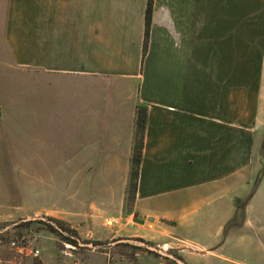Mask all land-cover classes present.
Here are the masks:
<instances>
[{"label": "crops", "instance_id": "0c3cea01", "mask_svg": "<svg viewBox=\"0 0 264 264\" xmlns=\"http://www.w3.org/2000/svg\"><path fill=\"white\" fill-rule=\"evenodd\" d=\"M147 1L0 0L1 135L22 121L24 162L71 158L73 200L94 196L72 227L177 249L184 264H264V0H152L143 56ZM64 252L41 264H94Z\"/></svg>", "mask_w": 264, "mask_h": 264}, {"label": "rangeland", "instance_id": "374dc122", "mask_svg": "<svg viewBox=\"0 0 264 264\" xmlns=\"http://www.w3.org/2000/svg\"><path fill=\"white\" fill-rule=\"evenodd\" d=\"M20 103L22 105V99ZM22 125V121L12 124L8 131L11 141L1 135L0 129V238L4 239L0 245V264H13V261L16 264H41L40 257L54 258L57 254L65 253L64 249L90 254V261L94 264H100V254L106 258V264H176L144 248L129 243H116V239L110 236L101 241L98 238L107 234L100 228L72 227L70 216L73 206L87 213L94 196L88 197L86 193H81L78 199L76 197L73 200L75 164L69 156H62L65 161L24 162ZM29 143L37 145L39 140H29ZM47 156L49 159L60 157L50 152ZM80 185L86 188L82 180ZM51 219L59 220L74 230L79 236L78 242L85 245L73 246L63 242L58 233L49 232L40 223L48 222L58 228ZM112 226L111 220L104 224L105 228ZM10 239L26 244L29 249H38V256L21 254L16 249L8 248L7 241ZM92 241H100L102 244L90 247L88 244ZM150 245L159 248L154 242H150ZM164 250L181 258L177 249Z\"/></svg>", "mask_w": 264, "mask_h": 264}, {"label": "trees", "instance_id": "16d2710c", "mask_svg": "<svg viewBox=\"0 0 264 264\" xmlns=\"http://www.w3.org/2000/svg\"><path fill=\"white\" fill-rule=\"evenodd\" d=\"M152 0L147 1V8H146V28L144 33L143 39V48L142 54L144 56L147 50L148 38H149V31H148V21H149V14L151 9ZM1 115V114H0ZM147 122V109L145 106L137 105L135 109V118H134V130H133V142H132V149H131V156L129 162V173H128V181L125 189V208L129 209L134 201L135 192L137 188L138 178H139V167L142 158V149H143V137L145 132ZM57 224V227L54 225L49 224L48 222H40L46 226L49 232L58 233L61 237L63 242L72 244L73 246L78 245L79 236L77 233L68 228L67 226L63 225L59 220L51 219ZM24 224V223H23ZM27 224V223H25ZM141 240L142 239H138ZM150 244V242H147ZM91 244L93 247L100 246L102 242L100 241H92ZM171 263H175L173 260H169Z\"/></svg>", "mask_w": 264, "mask_h": 264}, {"label": "water", "instance_id": "95a60500", "mask_svg": "<svg viewBox=\"0 0 264 264\" xmlns=\"http://www.w3.org/2000/svg\"><path fill=\"white\" fill-rule=\"evenodd\" d=\"M129 243L141 248L146 249L147 251L153 252L158 254L161 257H165L167 259H171L173 260L176 264H184L183 260L181 258L176 257L175 255H173L172 253L162 249V248H158L156 246H152L149 243L145 242V241H141V240H137V239H130V238H124V239H119L118 241H116V243ZM79 245H85L82 242H78ZM90 247H93L92 244H88Z\"/></svg>", "mask_w": 264, "mask_h": 264}, {"label": "built area", "instance_id": "2783aa9c", "mask_svg": "<svg viewBox=\"0 0 264 264\" xmlns=\"http://www.w3.org/2000/svg\"><path fill=\"white\" fill-rule=\"evenodd\" d=\"M2 238H0V245L3 244ZM8 248L16 249L21 254L25 255H32V256H38L39 250L38 249H29L26 244H19L16 239H10L7 241Z\"/></svg>", "mask_w": 264, "mask_h": 264}]
</instances>
